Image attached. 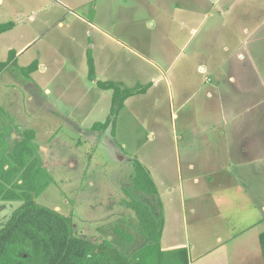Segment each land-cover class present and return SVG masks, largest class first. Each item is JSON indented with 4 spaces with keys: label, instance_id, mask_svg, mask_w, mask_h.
<instances>
[{
    "label": "rangeland",
    "instance_id": "obj_1",
    "mask_svg": "<svg viewBox=\"0 0 264 264\" xmlns=\"http://www.w3.org/2000/svg\"><path fill=\"white\" fill-rule=\"evenodd\" d=\"M56 1L60 7L75 14L54 12L58 5L53 6V11L29 5L25 11H37V21L33 24L35 29L23 37L17 29L7 36L6 42L15 48L26 43L30 35L37 34L39 39L26 53L16 56V66L0 75V157L5 170L12 167L14 164L9 155L13 147L21 141L25 130H34L32 145L40 160V178L46 184L45 189L35 196V201L70 217L76 235L96 243L106 240L134 261L137 252L150 241L142 233L128 203L136 199L154 207L159 200L155 195L148 196L136 190L134 161L149 165L153 173L164 166L168 170L169 164L175 170V152L172 149L177 136L183 132L181 120L172 118L173 112L178 114L177 104L169 99L163 81L150 89L149 94L143 93L159 74L156 68L164 70L169 63L185 66L183 73L188 71L187 76L191 77L193 65L211 63L215 52L212 58L210 39L216 32L219 36V28L213 26L218 16L202 20L203 13L210 11L208 0ZM194 1L195 6L197 1H203L201 14L189 12ZM229 2L232 5L230 11L240 9L246 14L245 23L255 26L264 21V0ZM184 5H187L185 10L175 9V6ZM57 14L67 19L64 25L70 29L55 27L52 35L57 39L51 41V32L45 31L49 28L51 31L52 26L41 24L42 21L51 24ZM76 15L87 21L93 20L96 25L89 28V23L78 22ZM236 16L235 13L224 14L226 20ZM254 28L256 33L248 38H256L257 32L261 31L258 25ZM88 29L91 31L86 32ZM221 32L229 38L226 42L232 49L238 42L237 27ZM251 46L253 50L264 53V39ZM42 47L48 49L47 55L52 51L47 71L25 77L21 70L39 58L35 54ZM88 50L93 55L99 79L119 82L114 79L120 77L126 87L135 85L140 89L130 97L127 107L116 115L114 134L111 127L104 131L92 129L94 123L104 122L109 116L112 90L102 89L95 80L88 78ZM8 56V51L0 48V60ZM201 80L205 83L203 78ZM190 82L194 79L189 81L188 78ZM199 97L202 100L201 94ZM194 107L200 109L192 101L188 111ZM21 172L12 174L8 188L21 184ZM170 173L175 182V190L171 194L166 192L168 177L157 181L161 201L165 204L164 221L167 219L162 229L161 246L173 240L174 243H186V238L195 241V227L191 230V224L197 221L198 215L188 212L193 200L187 198L186 193L192 189L202 194L207 189L206 186L194 189L192 185L183 183L186 192L182 191L176 172ZM252 183L249 182L248 186ZM185 194V203L181 204V196ZM206 198L203 197L204 205ZM261 202L264 203V195ZM21 204L22 201L0 199V228ZM200 212L199 209L198 214ZM243 221L248 223L250 219ZM220 247L213 257H253L249 249Z\"/></svg>",
    "mask_w": 264,
    "mask_h": 264
},
{
    "label": "crops",
    "instance_id": "obj_2",
    "mask_svg": "<svg viewBox=\"0 0 264 264\" xmlns=\"http://www.w3.org/2000/svg\"><path fill=\"white\" fill-rule=\"evenodd\" d=\"M208 1L210 11L203 13L202 20L218 16L213 26L220 30L219 36L218 32H214L210 39L211 48H213L211 55L213 58L215 52V58L210 64L193 65L191 77L187 76L188 71L183 73L182 70L187 68L185 66H174L173 63H169L168 68L164 70L156 68L159 74L150 81V87L143 93L149 94L150 89L157 87L159 82L163 81L169 99L177 104L178 114L173 112L172 118L181 120L180 128L183 132L177 136V142L172 149L175 152L176 168L172 170L169 164L168 170L164 166L153 173L149 165L143 166L155 184L156 197L160 201L158 180L168 177L166 192L171 194L175 190V182L170 178V171L176 172L178 186L182 191L186 192L185 187L182 186L183 183L192 185L194 189L201 186L207 187L202 194L192 189L186 193L187 198L193 200H190L188 212L190 215H198L197 221L191 224V230L195 227V241L186 238V243H174V240L165 242V245L161 246L163 250L186 247L189 253V264H264V245L261 241L262 234L264 235V227H261L262 217L264 219V203L261 202L264 195V53L261 50H253L251 46L257 40L264 39V35H261L264 32V21L257 24L258 28L261 27L257 37L248 38L256 33L254 27L257 25L245 23L246 14H243L240 9L230 11L232 5L229 1L233 0ZM29 5L53 11V6L56 7L58 4L56 0H0V24L7 22L14 24L12 29L0 33V48L6 49L8 55L10 51H15L14 60L4 71L11 66H16L15 62H18L17 59L15 60L16 56L20 57L26 53L39 39L37 34L30 35L26 43L17 48L6 42L7 36L15 29L22 32V37L35 29L33 24L37 21V11H34L35 9L25 11ZM200 6L202 8L203 1H197L196 6L194 1L189 12L201 14ZM186 7L187 5L175 6V9L185 10ZM195 8L196 11H194ZM54 12L75 14L71 13L70 9L59 5ZM225 13H235L237 16L227 17L228 20H226ZM76 16L80 23L87 21ZM52 21L51 24L42 21L41 25L52 26L51 31L49 28L45 32H51V41H54L55 27L65 28L66 31L70 28L67 29L64 25L68 22L67 19L64 16L59 17V14L52 18ZM28 22L29 25L26 24ZM87 22L90 25L89 28L96 25L93 20ZM251 26L254 29H251ZM229 27H237L238 30V42L232 49L226 42L229 38L223 36L221 32ZM89 31L91 30L88 29L86 32ZM94 46L95 44L91 47ZM246 48H249V51ZM47 50L42 47L36 51L35 55L39 57L36 60L38 65L32 73L47 71L48 61L51 60L52 55V51L47 55ZM7 58L4 57L0 61L4 62ZM99 66L102 69L101 65ZM95 70L96 79L101 80L96 67ZM188 78L189 81L194 79V82L188 83ZM202 78L205 83H202ZM114 80L122 83L120 77ZM122 86L125 85L122 83ZM199 94L202 95V100ZM130 97L124 101L122 109L127 107ZM192 101H195L200 109L194 107L188 111ZM249 182H253L250 186L256 187L248 186ZM186 194L181 196V204L185 203ZM203 197H207L205 205ZM161 204L164 227L167 219L165 218L164 221L165 204L162 201ZM199 209L200 214H198ZM222 218L223 221H221ZM247 218L250 221L245 223L243 220ZM186 226L188 231V224ZM222 245L249 249L253 257H213L216 249L221 248Z\"/></svg>",
    "mask_w": 264,
    "mask_h": 264
},
{
    "label": "trees",
    "instance_id": "obj_3",
    "mask_svg": "<svg viewBox=\"0 0 264 264\" xmlns=\"http://www.w3.org/2000/svg\"><path fill=\"white\" fill-rule=\"evenodd\" d=\"M14 24H0V33L12 29ZM15 53L9 52L6 61H0V75L14 60ZM88 78L96 79L95 63L92 53L86 52ZM38 62L32 61L21 71L28 78L36 70ZM96 84L102 89L112 90L109 116L104 122L93 124L94 131H104L111 127L114 134L115 118L122 109L124 101L140 92L137 87L128 88L114 81H100ZM35 132L27 129L23 137L13 147L9 155L13 166L8 170L0 157V199L22 201L0 228V264H189L186 247L163 250L160 245L163 229L162 205L149 206L142 200H131L128 205L134 212L142 233L149 239L148 245L140 249L131 261L110 242H93L75 234L70 217L54 208L35 201L46 187L41 180L40 160L32 145ZM134 185L137 191L157 196L155 184L143 164L134 161ZM21 172L22 182L15 188H8L13 173ZM158 199V198H156ZM155 210V212H154ZM264 245V235L262 234Z\"/></svg>",
    "mask_w": 264,
    "mask_h": 264
}]
</instances>
